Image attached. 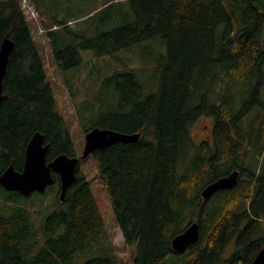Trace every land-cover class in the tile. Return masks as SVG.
Listing matches in <instances>:
<instances>
[{
  "label": "trees",
  "instance_id": "16d2710c",
  "mask_svg": "<svg viewBox=\"0 0 264 264\" xmlns=\"http://www.w3.org/2000/svg\"><path fill=\"white\" fill-rule=\"evenodd\" d=\"M61 1L28 0L59 69H78L83 51L121 63L104 75V61L90 68L84 87H92L101 108L84 133L100 128L140 138L80 160L63 201L55 173L43 194L23 197L0 186V263L120 264L82 168L89 158L124 244L133 247L132 264H251L264 249V119L258 103L264 0H102L91 9L90 0L78 7ZM74 17L79 21L73 26ZM30 23L21 0H0V44L7 35L13 42L0 103V175L10 165L22 171L36 133L48 145L47 163L62 154L80 157L55 108ZM152 43L162 52L154 56L155 83L149 89L120 55L142 46L148 60L139 69L148 72ZM202 115L212 118V134L196 145L190 127ZM252 147L256 156L250 155ZM235 169L245 178L234 188L208 202L201 199L206 185ZM37 198L56 203L40 228L32 216ZM192 222L199 224V241L174 252L173 238Z\"/></svg>",
  "mask_w": 264,
  "mask_h": 264
},
{
  "label": "rangeland",
  "instance_id": "374dc122",
  "mask_svg": "<svg viewBox=\"0 0 264 264\" xmlns=\"http://www.w3.org/2000/svg\"><path fill=\"white\" fill-rule=\"evenodd\" d=\"M101 1L102 0H90L89 4L86 5V8H88L90 5V9L94 6L99 7ZM61 3H64L66 6L70 7H78L84 3V0H62ZM27 17L31 22L30 31L40 47L45 67L51 80V85L55 98V108L62 115L64 126L69 130L73 138V141L77 148V154L81 156L85 143L84 129L87 125L89 127L95 124L97 117L96 112H98L101 108V105L98 104L92 96V87H84L86 85L84 83V80L90 78V68H92L93 65L99 67L98 64H103L104 61L109 67L107 70L104 68L101 70L104 75L105 72L111 71L112 68H121V63L118 62L116 59H112L110 57H106L105 60H102V58L98 60L97 57L92 58V51H83L81 53V58L83 59V62L80 67H78V69L76 70H70L67 73H64L59 69L57 62L52 59L51 55L49 54L46 39L38 33V16L37 20L30 18V15H27ZM34 21L36 22V24ZM78 21L79 20L74 17L70 19L69 24L74 26L75 22ZM152 46L154 49L158 47L154 43H152ZM141 47L142 46L133 47L123 52L122 55H120L122 56L120 58L123 59L129 69L131 67H136L138 69L139 75L150 86L149 89H151L152 85L155 83V78L153 77L152 71L154 68V56L159 55L162 51L157 49L154 51V54L151 55L150 63L145 64V68L148 72H142L139 68L143 67L144 62L148 60V58L146 60L143 59L141 55ZM103 75L98 76V80L102 79ZM67 81H69L68 84L72 87V92L70 91V88L66 86ZM89 101H91V110H89L87 107V103H89ZM82 104L86 105L81 110L80 105ZM212 126V118L206 115H202L197 118L190 127V136L192 141L196 145H198L200 142L209 139ZM250 155H257L255 147H252L250 149ZM82 168L86 174V178L91 184L96 204L103 216V220L105 223L104 233L106 234L110 244L112 245L119 263L132 264L131 260L134 254L133 247L124 244L119 225L111 209V205L108 201L106 192L101 183L99 182L98 173L95 171V167L92 161L89 160V158L86 159V161L84 160V162L82 163ZM242 177L245 178L244 176H240L239 179H242ZM213 196H211V198ZM210 199H208L207 202ZM34 204L36 205V208L32 211L33 221L38 224V228H40L44 216L50 214L53 210L56 209V203L52 198H49V200L47 198L43 201L37 198L34 200ZM181 262L182 261H180V263ZM165 264L173 263L166 262Z\"/></svg>",
  "mask_w": 264,
  "mask_h": 264
},
{
  "label": "water",
  "instance_id": "95a60500",
  "mask_svg": "<svg viewBox=\"0 0 264 264\" xmlns=\"http://www.w3.org/2000/svg\"><path fill=\"white\" fill-rule=\"evenodd\" d=\"M12 50L13 42L10 36L7 35L0 44V103L3 98V80ZM139 138V133L124 134L110 129L94 128L85 134L84 148L80 157H69L62 154L47 163L48 145L44 142V136L36 133L26 146L22 171H16L10 165L0 175V186L7 191L17 192L23 197H30L33 193L43 194L48 186L53 185L52 173H55L60 180L59 200L63 201L67 189L75 181L80 160L87 158L96 150H104L120 143H135ZM238 175L239 172L235 169L228 176L209 183L200 192L201 197L208 200L219 190L234 188L239 179ZM199 238V224L192 222L182 233L173 238L171 242L172 249L177 253L184 252L189 246L197 243ZM251 264H264V249L258 252Z\"/></svg>",
  "mask_w": 264,
  "mask_h": 264
},
{
  "label": "built area",
  "instance_id": "2783aa9c",
  "mask_svg": "<svg viewBox=\"0 0 264 264\" xmlns=\"http://www.w3.org/2000/svg\"><path fill=\"white\" fill-rule=\"evenodd\" d=\"M21 8L27 15H30V18L36 19L37 15L32 9V7L29 5L28 0H21ZM55 29V27L53 28ZM39 32L43 34V30L39 29Z\"/></svg>",
  "mask_w": 264,
  "mask_h": 264
},
{
  "label": "flooded vegetation",
  "instance_id": "af4514ba",
  "mask_svg": "<svg viewBox=\"0 0 264 264\" xmlns=\"http://www.w3.org/2000/svg\"><path fill=\"white\" fill-rule=\"evenodd\" d=\"M258 103H259L260 118L263 120L264 119V83L260 87V94H259ZM211 134H212V129H211ZM211 134H210V137H211ZM210 137H209V139H210ZM209 139H207V140H209ZM263 166H264V163H263Z\"/></svg>",
  "mask_w": 264,
  "mask_h": 264
},
{
  "label": "bare ground",
  "instance_id": "6f19581e",
  "mask_svg": "<svg viewBox=\"0 0 264 264\" xmlns=\"http://www.w3.org/2000/svg\"><path fill=\"white\" fill-rule=\"evenodd\" d=\"M259 93V92H258ZM186 150H188V149H186ZM248 173V172H247ZM254 173V172H253ZM249 175V174H248ZM247 177V176H246ZM207 186V185H206ZM227 190V189H226ZM218 192V191H217ZM216 192V193H217ZM203 199V198H202ZM239 207V206H238ZM233 210H235V209H233ZM237 211V210H236ZM232 212V215H233V211H231ZM254 214V213H253ZM259 215V214H258ZM256 216V215H255ZM248 220V219H247ZM189 221V220H188ZM187 225V224H186ZM247 226V225H246ZM178 235V234H177ZM188 249V248H187ZM168 258V257H167ZM222 260V259H221ZM112 261V260H111ZM114 263V262H113Z\"/></svg>",
  "mask_w": 264,
  "mask_h": 264
}]
</instances>
